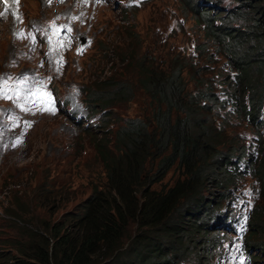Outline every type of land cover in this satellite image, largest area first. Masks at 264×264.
<instances>
[{"label":"rangeland","instance_id":"374dc122","mask_svg":"<svg viewBox=\"0 0 264 264\" xmlns=\"http://www.w3.org/2000/svg\"><path fill=\"white\" fill-rule=\"evenodd\" d=\"M4 1L9 7L6 10L0 8V78L9 73L36 75L52 73L54 77L52 86L60 94H72L89 111L94 110V119L101 116L105 110L111 112V116L106 117L97 130L86 129L89 126L86 122L75 123L73 118L64 112L52 115L20 111L18 115L23 121L20 125L12 122L11 111L15 106L0 97V253L7 251L16 254L17 248L22 246L25 248L29 241L28 235L24 232L27 225L35 227L37 223L43 227L45 222L51 224L59 221L65 213L78 210L93 188L104 187L106 172L93 148L96 139L101 138L102 129L113 127L120 131L118 127L122 124L123 128L126 127L128 124L124 121L129 118H138L142 123H146L150 133L155 129V122L149 113L151 101L147 94L141 91L146 78L141 75L140 78L134 77L140 71L132 69V65L138 67L145 60L147 63V58L152 56L159 65L176 67L181 63L180 58L176 57L178 53L192 65L205 64L209 62L206 52L214 51V39L203 30L202 20L198 14L190 11L191 8L184 3L185 0H151L141 7L126 10L116 0L107 3L89 0L64 2L19 0L18 3L17 0ZM198 5L210 12L215 9L220 14L215 18V24L231 25L235 29L246 30L244 32H247L256 20L264 22V0H199ZM191 7L195 8L194 5ZM225 11L228 14H225ZM60 20L73 22L75 32L63 48L59 44L54 47V43L45 34L48 32V24ZM33 25L41 29L40 42L37 44L18 34L22 26L29 29ZM254 27H259V24H255ZM123 37L128 44H125V47L119 45ZM261 39L263 41L256 46L243 43L242 52H246L244 49L251 46L252 49L260 50L258 52L264 54V37ZM112 41L115 44L119 42L117 49L110 45ZM82 45H86L84 50L78 51L77 47ZM123 52L127 55L133 54V58L123 61L119 58ZM253 53V50L248 52L250 55ZM213 58L216 59L214 54ZM256 62L255 59L250 64ZM142 70L146 73L149 68L146 66ZM202 74L206 73L203 71L198 75L190 71L184 73L186 89L194 93L196 85L193 78L196 76L202 79L203 87L207 86ZM110 77H113V80H110ZM100 80L106 81L104 87L108 90L117 80L130 82L133 80L136 96L134 99L132 97L133 100L117 101L109 97L114 103L105 109L90 107L89 95L93 98L102 94L95 90L101 87L98 86ZM126 86L129 87L130 84L127 83ZM213 86L218 95H221L219 92L223 93L222 83L218 80L213 81ZM203 87L200 86V89ZM217 121L221 124L226 123L221 119ZM236 128L245 133L241 136L244 140L253 130L245 122ZM115 137L112 132L106 137L102 134L101 139L105 141L108 138L114 146L110 150L118 155L117 147H121L123 142L122 139ZM262 143H259V150ZM252 149L258 150L255 146ZM168 152L155 154L153 159L146 161V183H151L160 175L162 169L159 160L162 161ZM256 156L248 163L250 169L259 160ZM183 180L184 168L176 161L164 178L153 183L151 187L168 188ZM209 184L203 188L202 194L206 196L208 203L212 202L211 209L207 210H212L216 218L210 220L211 224L214 220L224 222L223 216L229 213L242 212L243 208L239 204L245 199H248L252 210L251 225L255 224V210L261 203L259 198L261 186L254 179L246 173L236 177L234 183L230 180V196L221 195L222 189L215 181L210 180ZM39 185L44 187L36 190ZM235 194H239L241 199L232 204L236 200ZM32 195L38 196L37 199H32ZM218 201L219 206L214 209ZM192 203L190 195L180 199L169 214L168 220L193 222L196 214H190L194 211ZM20 210L25 212L22 213ZM199 215L202 216L203 213ZM251 225H248L247 232L241 239L234 241V237L227 230L221 228L218 223H213L209 231L186 238L197 242V250L189 246L191 240H186L184 243L186 249L181 251L176 263L170 259V264H237L240 261H248L249 255L250 264H264V253H260L263 250L258 248L257 258L254 263L252 262V257L256 253L254 248L257 243L264 242V236H260L262 238L260 240L254 235L250 236ZM127 230L122 238L123 246L113 259L114 263L112 259H108L105 264H122L119 261L123 253L128 257L129 252L136 250L133 249L135 243L132 244V239L135 235L139 236L140 229L135 222L130 221ZM245 237L254 238L255 247L250 248L248 254L245 253L234 260L230 258L222 260L219 257V244L221 248L226 247L231 241L240 244ZM218 240L219 243L217 242L214 247L211 245V254L199 258V255L204 256L199 251H205V248H208L207 243L210 245ZM145 264L152 263L146 261Z\"/></svg>","mask_w":264,"mask_h":264},{"label":"trees","instance_id":"16d2710c","mask_svg":"<svg viewBox=\"0 0 264 264\" xmlns=\"http://www.w3.org/2000/svg\"><path fill=\"white\" fill-rule=\"evenodd\" d=\"M184 3L188 4L190 11L198 14L203 22L201 23L203 30L214 39V51L206 52L209 62L192 65L178 53L176 57L180 58L181 63L176 67L159 65L152 56L147 58V63L145 60L138 67L132 65V69L140 71L134 77L140 78L141 75L146 78L141 91L146 93L151 101L149 113L155 122V129L150 133L147 124L138 118L125 120L124 123L128 125L124 128L123 124L120 125L118 127L120 131L113 127L102 129L101 138L102 134L106 137L113 132L115 138H120L123 142L121 147H117L118 155L110 150L114 146L108 138L105 141L98 138L93 143V148L106 172L104 187L93 188L78 210L65 213L59 221L51 224L45 222L43 227L37 223L35 227L27 225L24 232L28 235L29 241L25 248L18 247L16 254L2 251L0 264H105L108 259L113 260L123 246L122 238L128 231L130 221L135 222L140 229L139 236L135 235L132 239V244L135 243L133 249L136 250L129 252L128 257L123 253L119 263L145 264L149 261L152 264H170V259L176 263L181 251L186 249L184 243L191 240L186 238L209 231L212 226L210 220L213 211L207 210L211 209L212 202H207L208 199L202 194L203 188L210 185V180L215 181L222 189L221 195L230 196V180L234 183L236 177L246 173L261 186L259 193L261 203L255 210V224L251 225L250 236L262 239L260 236H264V54L259 53L260 50L252 49L251 46L244 49L246 52H242L241 46L243 43L256 46L263 41L261 38L264 37V22L256 20L253 26L244 32L246 30L235 29L231 25L215 24V18L220 15L215 9L210 12L207 8L199 6L195 0H185ZM224 13L228 14L226 11ZM255 24H259V27H254ZM120 41V43L117 41V44L112 41L110 45L115 49L118 48V43L125 47L126 39L123 37ZM252 50L254 53L248 54ZM213 54L216 59L213 58ZM121 56L119 58L123 61L133 58V54L127 55L126 52ZM255 59L257 62L250 64ZM146 66L149 70L144 73L142 68ZM188 71L194 72V75L201 71L205 72L206 74L201 76L207 86L203 87L202 79L196 76L193 78L194 85L199 89L195 86L194 93L186 89L184 73ZM110 80H113V77H110ZM215 80L222 83L223 93L218 91L221 95L215 92L216 88L213 86ZM127 83L130 84L129 87L126 86ZM105 84L106 81L100 80L98 86L101 87L95 89L102 93L100 96L92 98V95H89L90 107L105 109L114 103L109 97L117 101L130 100L132 97L134 99L136 96L133 80L132 82L117 80L109 90L104 87ZM200 86L203 88L200 89ZM110 113L105 110L101 114L99 124L111 116ZM261 115L263 118L260 119ZM218 119L226 123L221 124ZM243 122L253 129L245 140L241 138L245 133L236 128ZM97 128L99 126L93 129ZM261 142L262 148L259 150ZM253 146L258 150H253ZM153 150L155 152H152ZM165 151L169 152L162 161L159 160L162 169L160 175L151 183H146V161L153 159L155 154L160 155ZM256 154V159L259 160L250 169L248 163ZM240 160L244 161L246 170H242L243 168L238 165ZM176 161L184 168V180L168 188H152L151 185L162 180ZM41 187L44 186L39 185L36 190ZM187 195L193 199L194 211L190 214H196L194 221L189 223L168 220L174 206ZM31 197L37 199L38 196ZM219 202L214 209H217ZM200 213L203 215H199ZM248 238L240 245H236L232 252L225 247L221 248L219 244V257L223 260L231 259L229 254H248L250 248L255 247L254 238ZM217 242L219 243V240L210 245L207 243L208 248L203 252L199 251L204 256L199 255V258L211 254V248ZM189 246L198 249L196 241L191 240ZM256 248L262 249L263 252L260 253H264V242L257 243L254 248L256 253L252 257L253 263L257 258ZM250 260L245 264H250Z\"/></svg>","mask_w":264,"mask_h":264},{"label":"clouds","instance_id":"9594fccd","mask_svg":"<svg viewBox=\"0 0 264 264\" xmlns=\"http://www.w3.org/2000/svg\"><path fill=\"white\" fill-rule=\"evenodd\" d=\"M91 112L93 113L94 111H91ZM260 119H261V116H260ZM99 125L100 124H98L96 126H99ZM96 126L90 125L87 128L93 129ZM254 156H256V155H254ZM238 165H240L243 168L242 170H244V169L246 170L247 169V168H244L246 165H245L243 160H240L238 162ZM238 195L239 194H235L234 196H238ZM234 201L232 202V204H235ZM251 212H252V210H250V208H249L248 211L246 212L245 216H241L240 213H237V214L229 213V214L223 216V218H225L224 222H220V220H214L213 223H218V225L221 226V228L227 230L230 233V235H232V237H234V241H237V240L241 239L246 234L248 225H251V220H250V217L252 215ZM244 217H245V223H244L243 233L241 235H238V233L236 232V225ZM214 218H216V217L213 216L212 219H214ZM212 224L210 223V225H212ZM246 238L247 237L243 238V241H245ZM243 241H241V242H243ZM236 245H240V244H235V242L231 241L225 248L228 249L229 252H232V251H234L232 249L235 248ZM229 256H233V254H229ZM240 256H243V254L240 255ZM250 259H251V256L249 255L248 260H250ZM246 262L244 261V264Z\"/></svg>","mask_w":264,"mask_h":264},{"label":"snow or ice","instance_id":"6c2138e0","mask_svg":"<svg viewBox=\"0 0 264 264\" xmlns=\"http://www.w3.org/2000/svg\"><path fill=\"white\" fill-rule=\"evenodd\" d=\"M18 2H19V0H17V3ZM60 2H64V0H60ZM52 27L55 28L56 26L53 24ZM56 31L58 32V31H60V29H56ZM45 96H47L46 93H45ZM48 102L51 103L50 98L48 99Z\"/></svg>","mask_w":264,"mask_h":264},{"label":"bare ground","instance_id":"6f19581e","mask_svg":"<svg viewBox=\"0 0 264 264\" xmlns=\"http://www.w3.org/2000/svg\"><path fill=\"white\" fill-rule=\"evenodd\" d=\"M10 3V2H9ZM9 5V4H8ZM7 8V7H6Z\"/></svg>","mask_w":264,"mask_h":264}]
</instances>
